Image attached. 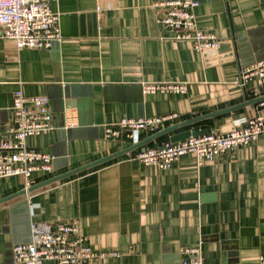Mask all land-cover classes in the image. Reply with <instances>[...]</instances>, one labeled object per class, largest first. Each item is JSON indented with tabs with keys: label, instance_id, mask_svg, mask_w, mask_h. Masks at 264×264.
<instances>
[{
	"label": "crops",
	"instance_id": "0c3cea01",
	"mask_svg": "<svg viewBox=\"0 0 264 264\" xmlns=\"http://www.w3.org/2000/svg\"><path fill=\"white\" fill-rule=\"evenodd\" d=\"M157 1L49 0L62 33L49 49L0 38V137L11 134L17 90L49 96L53 112L55 128L27 139L54 156L53 169L34 170L29 186L136 144L125 134L106 138V124L175 114L141 131L140 147L0 203V264H24L13 249L31 242L32 224L73 218L92 249L119 253L84 264H183L186 247H198L204 264H256L264 255V133L201 163L192 154L165 169L130 159L183 131H226L264 112V100L241 105L264 96V85L237 81L248 62L264 56V0H196L199 29L248 49L235 58L227 44L220 53L199 52L172 39L157 21ZM157 81L182 82L186 91L142 92V83ZM27 186L24 176L0 178V199Z\"/></svg>",
	"mask_w": 264,
	"mask_h": 264
},
{
	"label": "built area",
	"instance_id": "2783aa9c",
	"mask_svg": "<svg viewBox=\"0 0 264 264\" xmlns=\"http://www.w3.org/2000/svg\"><path fill=\"white\" fill-rule=\"evenodd\" d=\"M197 4L196 0L157 1L154 6L161 9L157 21L173 31L172 39L188 41L199 52L215 49L220 39L196 25L194 8ZM58 20L59 15L53 11L49 0H0V38L14 40L18 48L49 49L55 40L62 38ZM250 80L259 86L264 85V58L239 71L237 81L242 84ZM141 90L145 94H179L186 91V84L157 81L142 83ZM173 117L175 114L122 117L106 124L104 136L117 138L125 134L132 143H137L141 131H154ZM54 128L49 96H27L21 90L15 91L11 134L0 137V178L24 176L29 186L28 180L34 170L52 171L54 156L30 147L27 139ZM261 133H264V112L237 120V125L233 124L228 132L190 135L183 141H167L159 146L141 148L129 156L131 160L161 169L169 168L184 154L194 155L201 163L255 140ZM13 250L15 259L24 264H43L45 261L84 264L93 259L119 256L117 252L92 249L81 233L78 218L66 222L34 223L31 242L16 244ZM182 251L189 256L183 264H204L198 247H186ZM256 264H264V255L257 257Z\"/></svg>",
	"mask_w": 264,
	"mask_h": 264
},
{
	"label": "water",
	"instance_id": "95a60500",
	"mask_svg": "<svg viewBox=\"0 0 264 264\" xmlns=\"http://www.w3.org/2000/svg\"><path fill=\"white\" fill-rule=\"evenodd\" d=\"M226 44H227V45L230 47V49H231V50H230V54H229V56H230L231 58H235V57H237L238 54L241 55V56H243V53H245V54L248 53V49H247L246 47H244V46H243V47L236 46V45L234 44L233 41H231V43H227V42H226L225 44H223L222 42H220V43H219V46H218L216 49H214L215 52L220 53L221 48H222L224 45H226ZM228 49H229V48H228ZM208 50H210V52H211V50H213V49H208ZM255 54H256V53H255ZM263 57H264V56H263ZM263 57L256 56L255 59H253L251 62H248V64H246V65H251V64L254 63L255 61H258V60L262 59ZM65 95H66V97H69V96H73V93H72V91L68 92V90H66ZM262 100H264V96L257 97L255 100H253V101H251V102H243L241 105H246V104H250V103H254V102H259V101H262ZM66 104H67V105H70L71 107H74V104H70V103H66ZM80 104H81V102H77L76 105H77V106H78V105L80 106ZM241 105L231 106V107H228V108H225V109H222V110H218V111H215V112H212V113H208V114H204V115H201V116L195 117V118H193V119H191V120L185 122L184 124H179V125L174 126V128H177L178 126H184V125H187V124L193 123V122H195V121H197V120L205 119V118L212 117V116H215V115H218V114H222V113H226V112L232 111V110H234V109L240 107ZM230 122H231V120H227L226 123H230ZM231 129H232V128H230V129H228V130H226V131H221V132H228V131L231 130ZM170 130H171V129H170ZM168 131H169V130H168ZM205 132H208V129L197 130V131H193V132L190 131V130H186V131H183V132H181V133H178V134H175L174 136H172V138H171V142L183 141V140H185L187 137H189L190 135H197V134H201V133H205ZM160 134H162V132H161V133H155V134H153V135H152L147 141L152 140V139L158 137ZM143 144H145V142H138V143H136V144H133L132 146H129V147L125 148V149H122V150H120V151H118V152H115V153H112V154H110V155L104 156V157H102V158H99L98 160H95V161L90 162V163H88V164H86V165L80 166V167H78V168H76V169H74V170L67 171V172H65V173H63V174L55 175V176H53V177H51V178H48V179H46V180H44V181H42V182H39V183H37V184H35V185L28 186V187H26L25 189H23V190H21V191L15 193V194H13V195H11V196H8V197H5V198L0 199V203L5 202V201H8V200H10V199H12V198H14V197H17V196H20V195H23V194H27L28 192H31V191L36 190V189H38V188H41V187L47 186V185H49V184L55 183V182H57V181H59V180H61V179H64V178H66V177H68V176H71V175H73V174H76V173H78V172H81V171H83V170H85V169H88V168H90V167H92V166H95V165H98V164H100V163H103V162H105V161H107V160H109V159H111V158H114V157H117V156L122 155V154H124V153H127V152H129L130 150H132V149H134V148H136V147H140V146L143 145Z\"/></svg>",
	"mask_w": 264,
	"mask_h": 264
}]
</instances>
